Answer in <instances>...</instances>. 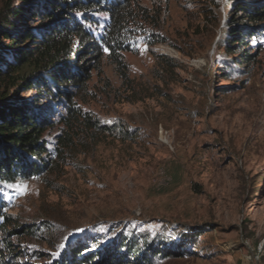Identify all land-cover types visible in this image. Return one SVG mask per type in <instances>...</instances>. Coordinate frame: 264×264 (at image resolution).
<instances>
[{"label":"rangeland","instance_id":"obj_1","mask_svg":"<svg viewBox=\"0 0 264 264\" xmlns=\"http://www.w3.org/2000/svg\"><path fill=\"white\" fill-rule=\"evenodd\" d=\"M237 1L136 0L123 48L103 49L83 88H61L72 116L65 97L0 84V99L49 121L40 172L0 175V264H54L122 238L170 254L152 264H264V28L241 30L240 64L228 44ZM24 2L0 0V23ZM41 16L12 20L41 31ZM92 16L100 42L110 15Z\"/></svg>","mask_w":264,"mask_h":264},{"label":"trees","instance_id":"obj_2","mask_svg":"<svg viewBox=\"0 0 264 264\" xmlns=\"http://www.w3.org/2000/svg\"><path fill=\"white\" fill-rule=\"evenodd\" d=\"M32 3L33 0H25V7L10 13L11 16L0 23V84L36 90L52 101L65 97L72 116L75 106L70 94L61 88H83L92 68L90 62L99 61L103 49L113 52L115 48H123L124 36L134 20L136 0H42L39 7ZM141 9L142 14L147 12ZM24 12H29L32 18L42 15V20L49 24L41 31L18 29L12 18L22 21ZM97 12L109 13L111 21L100 42L86 27V23L93 20L92 14ZM80 16L84 17L85 23L79 20ZM227 23L231 53L240 54V64L248 63L251 58L247 51L249 45L241 30H249V34L255 36L257 29L264 28V2L238 0ZM5 40L9 43L4 44ZM237 43L243 46L239 51L234 49ZM6 52L11 54L12 62L4 69L1 64ZM7 94L1 93L0 99V175L13 181L19 176L40 172L41 166L37 162L46 152L42 138L49 121L45 110H36L25 102L17 103ZM141 244L144 249L140 248ZM141 244L135 243V239L122 238L91 253L76 245L54 264H152L159 256H170L161 251L156 241ZM1 255L0 250V258Z\"/></svg>","mask_w":264,"mask_h":264},{"label":"snow or ice","instance_id":"obj_3","mask_svg":"<svg viewBox=\"0 0 264 264\" xmlns=\"http://www.w3.org/2000/svg\"><path fill=\"white\" fill-rule=\"evenodd\" d=\"M108 51V49H105V52H107Z\"/></svg>","mask_w":264,"mask_h":264}]
</instances>
